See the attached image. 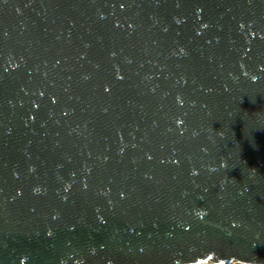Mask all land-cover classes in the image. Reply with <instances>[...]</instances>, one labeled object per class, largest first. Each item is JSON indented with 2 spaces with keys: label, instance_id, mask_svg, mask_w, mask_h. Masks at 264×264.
<instances>
[{
  "label": "water",
  "instance_id": "water-1",
  "mask_svg": "<svg viewBox=\"0 0 264 264\" xmlns=\"http://www.w3.org/2000/svg\"><path fill=\"white\" fill-rule=\"evenodd\" d=\"M264 264V0H0V264Z\"/></svg>",
  "mask_w": 264,
  "mask_h": 264
},
{
  "label": "built area",
  "instance_id": "built-area-1",
  "mask_svg": "<svg viewBox=\"0 0 264 264\" xmlns=\"http://www.w3.org/2000/svg\"><path fill=\"white\" fill-rule=\"evenodd\" d=\"M207 264H214V263H211L210 261H207ZM221 264H234V262H230V263L224 262V263H221Z\"/></svg>",
  "mask_w": 264,
  "mask_h": 264
}]
</instances>
